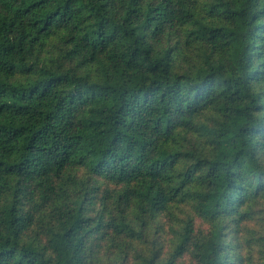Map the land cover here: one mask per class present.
Wrapping results in <instances>:
<instances>
[{
  "label": "trees",
  "instance_id": "1",
  "mask_svg": "<svg viewBox=\"0 0 264 264\" xmlns=\"http://www.w3.org/2000/svg\"><path fill=\"white\" fill-rule=\"evenodd\" d=\"M261 201L264 0H0V264H93L187 207L207 230L139 264H264Z\"/></svg>",
  "mask_w": 264,
  "mask_h": 264
},
{
  "label": "rangeland",
  "instance_id": "2",
  "mask_svg": "<svg viewBox=\"0 0 264 264\" xmlns=\"http://www.w3.org/2000/svg\"><path fill=\"white\" fill-rule=\"evenodd\" d=\"M193 138H197L198 135H190ZM201 140V138H199ZM84 173L83 170L79 171ZM109 186V185H108ZM111 188H114V184H110ZM262 201L257 204L259 215L262 217V226L264 227V206L261 204ZM193 215L195 219V225L197 231H205L208 226L199 217L195 216V212L190 207L183 210H175V215H160L155 218L145 228V236L142 239L133 238L132 246L134 248L121 249L119 247V241L109 242L105 241L97 249L93 257V264H139V253L143 251L146 255L150 254L153 248L160 250L158 254V260L161 261L167 258L172 251L176 241V230L181 229L187 215ZM130 218L136 219L135 214L131 211ZM156 223L160 224V228L156 227ZM127 237H124L126 239ZM192 257L190 254H186L180 258L177 264H190Z\"/></svg>",
  "mask_w": 264,
  "mask_h": 264
}]
</instances>
